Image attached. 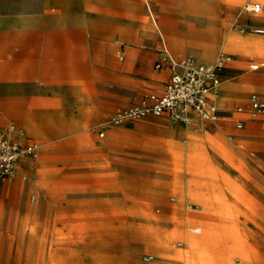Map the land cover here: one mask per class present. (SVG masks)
I'll return each instance as SVG.
<instances>
[{
    "label": "rangeland",
    "instance_id": "rangeland-1",
    "mask_svg": "<svg viewBox=\"0 0 264 264\" xmlns=\"http://www.w3.org/2000/svg\"><path fill=\"white\" fill-rule=\"evenodd\" d=\"M42 1L0 0V17L36 15ZM256 3L263 10L251 12ZM70 5L90 9L93 31L115 38L109 41L111 61L119 60V36L136 33L154 39L136 45L149 53L151 72L159 48H167L175 60L206 62L222 52L232 54L234 69L222 79L221 108L227 112L218 125L196 129L155 116L113 125L109 114L88 126L99 142L106 138L101 137L106 128H120L123 157L170 179L168 214L156 211L161 205L146 203L144 209H124L115 216L68 217L67 202L57 200L67 194L68 184L59 179L67 168L53 161L74 157L66 145H43L38 168L28 180L17 176L0 182V264H264V116L250 118L243 112L246 121L237 128L240 114L235 110L248 108L251 92L264 98V68L254 71L248 65L264 61V35L250 32L264 27V0H71ZM122 46L126 57L119 61L134 62L135 52L126 43ZM124 72L136 77L135 69ZM140 92L138 85L124 86L119 105L134 102ZM90 94L101 95L95 87ZM136 123L149 129H137ZM138 133L156 138L148 141L156 149L131 151V136ZM89 145L83 143L77 158L89 159ZM194 227L201 233H193ZM177 241L184 242L183 249L176 247ZM145 255L157 259L145 263Z\"/></svg>",
    "mask_w": 264,
    "mask_h": 264
},
{
    "label": "crops",
    "instance_id": "crops-1",
    "mask_svg": "<svg viewBox=\"0 0 264 264\" xmlns=\"http://www.w3.org/2000/svg\"><path fill=\"white\" fill-rule=\"evenodd\" d=\"M70 2L43 0L36 15L0 17V130L9 123H16L25 137L40 144V155L43 145L67 146L68 154L74 158L53 161V164L67 168L59 176L68 184L67 194L59 195L57 200L59 204L67 202L64 214L68 217L74 218L78 213L115 216L124 209H144L146 203L153 207L161 205L156 211L162 209L168 214L172 207L166 203L165 195L170 179L160 178L150 168L143 169L139 160L123 157L120 128L110 126L102 131L106 135L103 142L88 129L93 123L102 122L106 114L112 115L131 104L119 105L124 101V86L138 85L141 92L135 101L144 93L161 91L170 72L157 70L155 64L160 51L168 49L157 50L153 64L157 73L151 72L149 53L141 52L136 45L153 41L152 36L140 33L127 35L125 39L119 36L115 42L121 43L117 58L125 59L122 44L126 43L135 52L136 60L125 64L118 59L111 61L109 41L115 38L93 31L87 18L90 9L82 6L75 9ZM251 62L264 61L250 60L248 65ZM130 68L135 69V78L124 72ZM92 87L98 88L101 95L93 98ZM224 94L222 83L217 100L220 108ZM93 102L100 106L92 108ZM238 120L246 121L241 114L236 122ZM194 124L205 123L196 120ZM135 127L149 129L145 123H136ZM155 139L145 133L132 134L130 150L135 153L154 151L156 147L148 141ZM85 141L90 145L84 150L90 154L89 159L83 160L77 158V153ZM93 154H99L98 158ZM38 164V161L24 164L18 177L28 180ZM22 174L27 178L23 179Z\"/></svg>",
    "mask_w": 264,
    "mask_h": 264
},
{
    "label": "built area",
    "instance_id": "built-area-1",
    "mask_svg": "<svg viewBox=\"0 0 264 264\" xmlns=\"http://www.w3.org/2000/svg\"><path fill=\"white\" fill-rule=\"evenodd\" d=\"M262 10L259 3L253 4L250 11L258 13ZM251 33L264 35L263 27L250 28ZM234 63L233 55L219 54L211 64L204 63L194 57L175 60L163 49L155 64L157 70L168 69L170 74L161 91L147 92L130 105L118 109L110 117V124L121 125L127 121L138 120L149 116L168 117L175 123L187 126L196 120L204 123L217 124L225 117L218 105L219 90L226 70H231ZM251 70L264 67V62L249 64ZM248 108L238 107L241 114L247 112L250 118L264 116V98L253 92L248 100ZM243 120L236 122L237 128L243 127ZM104 136V133H101ZM39 143L25 137L21 129L11 124L0 133V182L14 179L19 175L24 164L36 161L40 157ZM23 179L27 178L22 174ZM175 198L172 197L171 201ZM193 233H201L200 227H194ZM176 247L184 248V242L177 241ZM154 255H145L142 261H156Z\"/></svg>",
    "mask_w": 264,
    "mask_h": 264
},
{
    "label": "bare ground",
    "instance_id": "bare-ground-1",
    "mask_svg": "<svg viewBox=\"0 0 264 264\" xmlns=\"http://www.w3.org/2000/svg\"><path fill=\"white\" fill-rule=\"evenodd\" d=\"M263 10V9H262ZM261 10V11H262ZM211 64V63H210ZM198 127H201V124L200 125H196V124H192V125H190V126H188V127H186V128H188V129H196V128H198Z\"/></svg>",
    "mask_w": 264,
    "mask_h": 264
}]
</instances>
